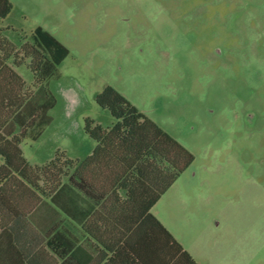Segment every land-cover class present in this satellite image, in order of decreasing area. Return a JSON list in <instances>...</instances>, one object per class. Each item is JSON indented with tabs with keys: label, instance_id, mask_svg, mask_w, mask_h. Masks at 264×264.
Listing matches in <instances>:
<instances>
[{
	"label": "rangeland",
	"instance_id": "374dc122",
	"mask_svg": "<svg viewBox=\"0 0 264 264\" xmlns=\"http://www.w3.org/2000/svg\"><path fill=\"white\" fill-rule=\"evenodd\" d=\"M16 47L41 27L67 57L35 85L50 106L22 144L31 165L84 156L85 119L114 122L109 86L194 160L158 204L162 224L200 264H264V0H9Z\"/></svg>",
	"mask_w": 264,
	"mask_h": 264
},
{
	"label": "trees",
	"instance_id": "16d2710c",
	"mask_svg": "<svg viewBox=\"0 0 264 264\" xmlns=\"http://www.w3.org/2000/svg\"><path fill=\"white\" fill-rule=\"evenodd\" d=\"M11 11L10 1L0 0V21ZM9 30L0 26V233L14 237L21 264H199L151 213L194 157L112 87L94 96L112 125L84 121V134L96 142L89 156L72 160L56 151L42 165L27 162L21 144L45 122L50 106L30 103L15 68L29 60L39 85L68 50L41 27L32 32V43L16 47L3 34ZM64 181L90 200L78 219L89 244L51 230L33 252L19 242L31 232L29 216L43 200L67 212Z\"/></svg>",
	"mask_w": 264,
	"mask_h": 264
},
{
	"label": "crops",
	"instance_id": "0c3cea01",
	"mask_svg": "<svg viewBox=\"0 0 264 264\" xmlns=\"http://www.w3.org/2000/svg\"><path fill=\"white\" fill-rule=\"evenodd\" d=\"M90 141H92V143H89L88 150L84 156L82 157L75 156L73 158L70 157L68 158L72 160H82L87 156H89L96 146L95 141H93L92 139H90ZM22 144H21V149H22ZM63 153L65 154L64 151ZM48 161L49 160L41 164H33V165H42ZM64 182L66 184V187L64 191L65 195H63L62 198L63 201H65V207L67 209V212L66 211L64 212V210L54 205L50 200H43L29 216L28 220L31 227L30 229L31 232L28 236H23L19 240V242H22L23 244L25 243L26 245H32L34 249L33 252L36 251L41 246H43L44 238L42 237L44 236V234H46L51 230H54V232L65 231L68 235L77 238L80 243L89 244L86 242L87 237L82 234V231L80 229L81 223L78 221V219H80L83 216V214L87 211L86 209H88L90 200L85 196H83L80 193V191L77 190L75 187H73L70 183H68L67 181ZM166 192L161 196V198L156 202V204L151 209V213L161 223H162L161 220L162 217L160 215V212L157 210V207L160 201L164 198ZM37 235H39L40 238ZM15 243L16 241L14 237H12L9 234V232L5 231L0 233V264H21L23 262L19 255ZM37 243H39V246L34 247ZM182 246L185 250H187L190 253L187 247H185L183 244ZM190 255L192 256L191 253ZM194 259L196 260V258ZM196 261L200 264L198 260Z\"/></svg>",
	"mask_w": 264,
	"mask_h": 264
}]
</instances>
